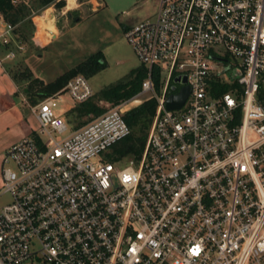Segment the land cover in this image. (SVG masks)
Returning a JSON list of instances; mask_svg holds the SVG:
<instances>
[{
  "label": "built area",
  "instance_id": "obj_1",
  "mask_svg": "<svg viewBox=\"0 0 264 264\" xmlns=\"http://www.w3.org/2000/svg\"><path fill=\"white\" fill-rule=\"evenodd\" d=\"M13 31L0 18L1 45ZM124 36L147 69L134 97L157 103L144 148L114 153L131 134L119 106L65 135L56 102L91 99L83 75L33 106L37 131L3 154L0 264H260L264 0H158Z\"/></svg>",
  "mask_w": 264,
  "mask_h": 264
},
{
  "label": "rangeland",
  "instance_id": "obj_2",
  "mask_svg": "<svg viewBox=\"0 0 264 264\" xmlns=\"http://www.w3.org/2000/svg\"><path fill=\"white\" fill-rule=\"evenodd\" d=\"M96 1L103 2V0ZM76 3L78 8L69 9V15L68 13L63 16L58 15V9L55 11L52 6L32 12L31 20L34 31H36L37 27L33 18L41 16L49 8L53 9L45 13L48 18H51L54 14L55 30L51 35L47 36L45 34L44 31L47 27L42 26L39 20L36 19L39 22V35H42L41 38L44 41H50L47 45L39 46L38 39L35 38L37 43H34L32 39L26 44L12 41V47L6 50L3 59L6 60L4 62H8L7 70L9 74L15 76L19 81V95L22 96L24 88L28 86L27 81L23 79L26 73L29 72L32 78L41 80L46 84L54 81L61 74L93 55H99L101 57L99 61L105 63L102 70L88 78L94 94L125 79L131 70L140 66L125 39L122 26L131 22L137 23L146 19H154L158 10V0H104V7L96 6V12L91 10L90 0H76ZM74 4L73 1V6ZM34 35L33 33L32 38ZM9 52H12L13 56L7 58ZM158 75L160 81H155L156 90H160L166 72L160 70ZM148 96V94H145L132 97L125 103L116 106L129 112L139 106L142 103L140 101ZM56 103V113L62 116L69 125V131L65 134L67 135L71 130L76 129L72 122L67 121L69 115L66 112L72 101L66 95L58 97ZM113 107L115 106L106 104L105 111ZM90 120L92 119H85V123ZM10 201L11 198L8 194H0V207ZM260 264H264V259L260 261Z\"/></svg>",
  "mask_w": 264,
  "mask_h": 264
},
{
  "label": "trees",
  "instance_id": "obj_3",
  "mask_svg": "<svg viewBox=\"0 0 264 264\" xmlns=\"http://www.w3.org/2000/svg\"><path fill=\"white\" fill-rule=\"evenodd\" d=\"M50 6L59 10L65 6V1L0 0V18L5 23L14 26V41L19 44H26L31 41L34 32V25L31 20L32 12L34 10H43ZM3 47L5 50H8L12 47V44L10 43ZM100 59L101 57L99 55L90 56L69 71L61 74L54 81L46 84L41 80L32 78L28 72L23 78L27 81L28 86L23 91L30 96L31 103L34 105L37 100H42L60 91L72 77L83 75L88 79L98 73L105 67V63L100 62ZM152 73L155 81L158 82V71L153 70ZM146 75L147 69L142 65L131 70L125 79L102 89L84 103L74 104V108L68 114V121L77 126H81L85 123V119H93L102 114L106 109L105 104L116 106L134 97L140 92L141 84L146 78ZM11 78L16 84L19 83L15 76L11 75ZM156 105V100L151 98L125 113L124 118L131 129V134L114 148V153L117 156L125 157L141 153L145 145L147 132L155 115ZM114 158L116 157L112 159Z\"/></svg>",
  "mask_w": 264,
  "mask_h": 264
},
{
  "label": "crops",
  "instance_id": "obj_4",
  "mask_svg": "<svg viewBox=\"0 0 264 264\" xmlns=\"http://www.w3.org/2000/svg\"><path fill=\"white\" fill-rule=\"evenodd\" d=\"M74 1V6L71 8H68V2L65 0L66 6L62 7L58 11L56 8L54 9L55 11L58 12V15H65L68 13L70 14V10H74L78 8V5L76 3V0ZM90 4H92V11L96 12L97 7L103 8L104 7V0L103 2H97L96 0H90ZM52 8H54L52 6ZM52 8H49L45 10L44 14L41 16H36L33 18L34 23H36L37 30L34 31L33 33L35 34L32 40L34 43H39V46H44L47 45L50 41H44L41 36L39 35V22L36 21L38 20L39 17H47V14L45 13ZM70 9V10H69ZM53 10V9H52ZM54 14H52L51 18L49 19V24L53 27L55 30V25H54ZM138 23V22H137ZM134 22L124 24L122 26L123 31L125 32L127 29L131 28L135 24ZM47 27V26H46ZM55 36V35H54ZM53 36V37H54ZM35 38L38 39L37 42H35ZM52 38V37H51ZM6 50L4 49L3 45L0 43V188L2 185V180H1V168H2V159H3V154L9 148L12 144L20 141L21 139L28 137L29 135H34L35 132L38 129V122L35 117V115L31 112V108L35 105H37L40 101L44 100H37V102L33 105L30 100V96L26 94V92L23 91V95H19L18 92V87L19 83L16 84L13 79L11 78V75L9 74L7 70V64L8 62H4V56L6 54ZM64 88V87H63ZM62 88V89H63ZM62 89L58 92H61ZM57 92V93H58ZM55 93V94H57ZM53 94V95H55ZM51 95V96H53ZM66 96V94H61L60 97ZM50 97V96H48ZM47 98V97H46ZM69 98V97H68ZM37 99V97H36ZM70 99V98H69ZM35 100V99H33ZM74 108V103L72 102L71 106L67 110V114ZM68 121V120H67ZM74 127L79 128L80 126H77L73 124Z\"/></svg>",
  "mask_w": 264,
  "mask_h": 264
},
{
  "label": "water",
  "instance_id": "obj_5",
  "mask_svg": "<svg viewBox=\"0 0 264 264\" xmlns=\"http://www.w3.org/2000/svg\"><path fill=\"white\" fill-rule=\"evenodd\" d=\"M173 86H171L170 90L173 92L175 90V85L178 83H186V77L180 78L176 77L172 80ZM189 94V90L187 86H183L179 89L177 94H170L166 101V109L167 110H176L179 109L185 102L187 96Z\"/></svg>",
  "mask_w": 264,
  "mask_h": 264
},
{
  "label": "bare ground",
  "instance_id": "obj_6",
  "mask_svg": "<svg viewBox=\"0 0 264 264\" xmlns=\"http://www.w3.org/2000/svg\"><path fill=\"white\" fill-rule=\"evenodd\" d=\"M67 2H68V5H67L68 8L73 6L72 0H67ZM38 20L42 24V26H47L48 29L45 28L46 30L44 31L45 34H47V36L51 35L52 32H54L53 27L51 25H48L49 19L47 17H39Z\"/></svg>",
  "mask_w": 264,
  "mask_h": 264
}]
</instances>
